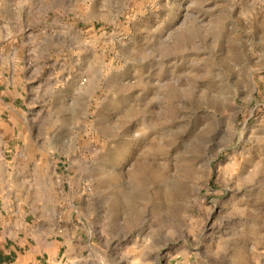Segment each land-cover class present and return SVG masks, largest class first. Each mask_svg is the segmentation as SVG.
<instances>
[{"label":"rangeland","instance_id":"obj_1","mask_svg":"<svg viewBox=\"0 0 264 264\" xmlns=\"http://www.w3.org/2000/svg\"><path fill=\"white\" fill-rule=\"evenodd\" d=\"M11 34L26 87L57 99L29 150L60 162L57 220L35 212L10 245L45 264H264V0H0Z\"/></svg>","mask_w":264,"mask_h":264},{"label":"crops","instance_id":"obj_2","mask_svg":"<svg viewBox=\"0 0 264 264\" xmlns=\"http://www.w3.org/2000/svg\"><path fill=\"white\" fill-rule=\"evenodd\" d=\"M15 19L19 20L16 25L18 34L21 17ZM16 40L12 34L5 37L4 42L0 40V264H45L37 248L30 245L23 249L17 239L16 245H10L12 236L6 234L7 229L17 227L15 235L26 238L25 243H28L31 235L28 232L21 235L20 227L29 229L30 217L40 216L41 228L57 220L50 205L53 199L52 175L60 162L53 155V161L47 159V166H44L37 151L29 150V141L38 145L42 143L39 126L43 116L54 112L58 115V106L53 95L50 105L44 107L43 93L30 92L29 84L26 87L22 73L26 69L27 76L29 70L23 66V57H19L25 46ZM34 95L37 97L35 103L42 104L35 107L36 114L30 118L27 106ZM32 231L37 232V229Z\"/></svg>","mask_w":264,"mask_h":264}]
</instances>
